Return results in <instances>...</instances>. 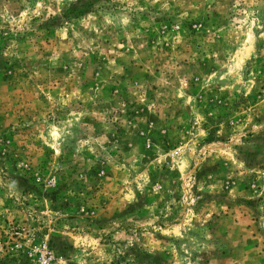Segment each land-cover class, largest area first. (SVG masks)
I'll list each match as a JSON object with an SVG mask.
<instances>
[{
	"label": "rangeland",
	"instance_id": "374dc122",
	"mask_svg": "<svg viewBox=\"0 0 264 264\" xmlns=\"http://www.w3.org/2000/svg\"><path fill=\"white\" fill-rule=\"evenodd\" d=\"M0 264H264V0H0Z\"/></svg>",
	"mask_w": 264,
	"mask_h": 264
},
{
	"label": "built area",
	"instance_id": "2783aa9c",
	"mask_svg": "<svg viewBox=\"0 0 264 264\" xmlns=\"http://www.w3.org/2000/svg\"><path fill=\"white\" fill-rule=\"evenodd\" d=\"M41 251H42V253H43L45 256H48V255L51 254V250H49V248H48L46 245H44V247L41 249ZM42 259H43V261H45L44 258H42Z\"/></svg>",
	"mask_w": 264,
	"mask_h": 264
}]
</instances>
